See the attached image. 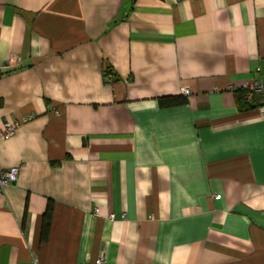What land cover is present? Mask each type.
Returning <instances> with one entry per match:
<instances>
[{
  "label": "crops",
  "instance_id": "crops-1",
  "mask_svg": "<svg viewBox=\"0 0 264 264\" xmlns=\"http://www.w3.org/2000/svg\"><path fill=\"white\" fill-rule=\"evenodd\" d=\"M262 109L264 0H0V264H264Z\"/></svg>",
  "mask_w": 264,
  "mask_h": 264
},
{
  "label": "built area",
  "instance_id": "built-area-1",
  "mask_svg": "<svg viewBox=\"0 0 264 264\" xmlns=\"http://www.w3.org/2000/svg\"><path fill=\"white\" fill-rule=\"evenodd\" d=\"M256 74L259 73V68H256L254 71ZM247 90L248 96L247 99L250 101L252 99V95H257L262 92V86L258 80L251 79L241 84H233L229 87V90L232 92H236L239 90ZM181 94L184 97H188L191 94V91L187 88L181 89ZM262 113L264 115V109H262ZM34 119V115L25 116L19 121H6L3 123L2 127L0 128V142L7 141L11 139L17 128L25 123H28ZM19 176V168L18 167H11L6 170L0 171V197L3 195L4 190L7 186L13 185L17 182ZM215 200L220 198V195H215L213 197ZM95 212L97 213L98 210L96 209ZM105 258L103 255H100L96 258L93 262L85 261L81 264H104Z\"/></svg>",
  "mask_w": 264,
  "mask_h": 264
},
{
  "label": "trees",
  "instance_id": "trees-1",
  "mask_svg": "<svg viewBox=\"0 0 264 264\" xmlns=\"http://www.w3.org/2000/svg\"><path fill=\"white\" fill-rule=\"evenodd\" d=\"M105 76H107V71L105 70L104 72ZM234 96H235V101H236V105L239 111H243L246 109L251 108V104L254 101V95L252 96V99L249 101L247 99L248 96V91L247 90H239L234 92ZM185 98L181 97V96H174V97H162L158 99V105L161 108H169V107H175V106H180L185 104ZM50 206L47 208L43 218H44V229H46L47 226V222L49 220L50 217Z\"/></svg>",
  "mask_w": 264,
  "mask_h": 264
},
{
  "label": "rangeland",
  "instance_id": "rangeland-1",
  "mask_svg": "<svg viewBox=\"0 0 264 264\" xmlns=\"http://www.w3.org/2000/svg\"><path fill=\"white\" fill-rule=\"evenodd\" d=\"M253 96V95H252Z\"/></svg>",
  "mask_w": 264,
  "mask_h": 264
}]
</instances>
